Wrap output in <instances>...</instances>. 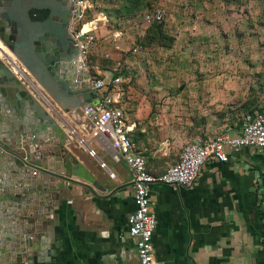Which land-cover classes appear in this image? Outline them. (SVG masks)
I'll use <instances>...</instances> for the list:
<instances>
[{
    "label": "crops",
    "instance_id": "0c3cea01",
    "mask_svg": "<svg viewBox=\"0 0 264 264\" xmlns=\"http://www.w3.org/2000/svg\"><path fill=\"white\" fill-rule=\"evenodd\" d=\"M124 113L134 126L130 131L133 150L144 157L146 169L153 174L175 163L182 146L195 141V133L188 128L155 126L161 122L154 119L152 126L140 125L138 114L129 119ZM207 121L214 124L213 117ZM71 126L78 132L77 126ZM222 126L231 135L241 128ZM219 127L215 122L208 130ZM88 140L98 158L90 156L85 146L72 152L94 176L98 188L87 182L90 187L73 184L62 190L57 204L51 194L45 203L48 207H42L49 214L37 224L34 243L19 256L8 254L0 264H137L135 239L127 225L134 209L130 170L124 161L114 162L95 140ZM149 197L157 221L153 255L159 264H264V150L245 147L231 153L227 162L207 161L191 186L154 183ZM8 204L5 201L4 210L0 209V230L14 237L27 220L1 215L13 210ZM33 206L24 209L35 214Z\"/></svg>",
    "mask_w": 264,
    "mask_h": 264
},
{
    "label": "rangeland",
    "instance_id": "374dc122",
    "mask_svg": "<svg viewBox=\"0 0 264 264\" xmlns=\"http://www.w3.org/2000/svg\"><path fill=\"white\" fill-rule=\"evenodd\" d=\"M85 1V20L96 24L87 69L96 76L120 78L114 89L129 119L138 114L140 125L152 126L154 119L161 122L155 126L188 128L196 135L193 140H200L227 132L222 123L241 127L247 113L264 109V0ZM158 6L166 10L165 20L147 23L144 14ZM12 57L64 120L77 126V134L93 136L89 122L81 126L80 114L63 112ZM211 117V125L218 122L220 127L210 132ZM78 141L68 145L75 153L84 147ZM121 168L126 173L124 163Z\"/></svg>",
    "mask_w": 264,
    "mask_h": 264
},
{
    "label": "water",
    "instance_id": "95a60500",
    "mask_svg": "<svg viewBox=\"0 0 264 264\" xmlns=\"http://www.w3.org/2000/svg\"><path fill=\"white\" fill-rule=\"evenodd\" d=\"M72 8L70 0H0V42L71 117L81 115L86 103L98 101L69 31ZM17 68L0 46V209L9 201L13 210L1 215L27 220L20 221L25 226L14 237L0 230V262L34 243L37 224L49 214L42 207H48L51 194L57 204L62 190L73 184L98 188L68 147L72 126L61 124L57 111V118L52 115L43 104H48L45 96L34 85L26 86L15 74ZM29 205L35 214L24 209Z\"/></svg>",
    "mask_w": 264,
    "mask_h": 264
},
{
    "label": "built area",
    "instance_id": "2783aa9c",
    "mask_svg": "<svg viewBox=\"0 0 264 264\" xmlns=\"http://www.w3.org/2000/svg\"><path fill=\"white\" fill-rule=\"evenodd\" d=\"M70 1L73 3V16L69 31L78 49V60L82 62L83 68L88 72L91 87L96 89L98 94L96 103H86L81 107L83 122L80 125L89 122L93 128V136L90 138L109 152L114 162L122 160L128 166L132 176L134 209L127 217V225L129 235L135 239L137 264H159L154 258L152 247V235L157 221L151 209L150 186L154 183H160L189 187L196 180L201 167L207 161L227 162L230 160L231 153H237L245 147L255 148L259 152L263 151L264 109H255L253 112L247 113L244 116L239 133L231 135L223 132L206 139L187 142L182 146L179 159L175 163L169 165L161 173L153 174L149 172L146 169L144 157L133 150L130 131L133 130L134 126L125 117L123 108L119 105L118 91L114 89L120 78L108 79L107 76H96L87 69V56L90 49L96 44V37L93 34L96 28L95 21L85 20L87 2L85 0ZM143 18L147 23L159 24L165 20L166 10L158 6L145 13ZM88 22L91 23L90 29L83 30L84 23ZM7 53L9 54V52ZM9 57L16 64L11 54H9ZM16 66L18 68L14 69V72L23 83L26 86H35L27 74L19 69L18 64ZM45 98L48 101V104L43 102L46 108L54 114L55 111L60 113L50 99L47 96ZM60 122L61 124L65 123L64 118ZM68 134L72 135L69 129ZM73 134L77 136L79 144L87 148L90 156L98 158L95 150L89 146L88 139L78 136L74 128ZM99 161L100 166L105 167V163ZM109 175L112 176L113 172L109 171Z\"/></svg>",
    "mask_w": 264,
    "mask_h": 264
},
{
    "label": "flooded vegetation",
    "instance_id": "af4514ba",
    "mask_svg": "<svg viewBox=\"0 0 264 264\" xmlns=\"http://www.w3.org/2000/svg\"><path fill=\"white\" fill-rule=\"evenodd\" d=\"M72 16H73V8L71 9V11L69 13V19H70L69 27H70V24H71Z\"/></svg>",
    "mask_w": 264,
    "mask_h": 264
},
{
    "label": "bare ground",
    "instance_id": "6f19581e",
    "mask_svg": "<svg viewBox=\"0 0 264 264\" xmlns=\"http://www.w3.org/2000/svg\"><path fill=\"white\" fill-rule=\"evenodd\" d=\"M88 23H90V22H88ZM87 23H84V26H83V30H84V27H85V25H86ZM0 45H1V43H0ZM2 46V45H1ZM3 47V46H2ZM11 56H12V53H11ZM13 58V57H12ZM14 59V58H13Z\"/></svg>",
    "mask_w": 264,
    "mask_h": 264
},
{
    "label": "trees",
    "instance_id": "16d2710c",
    "mask_svg": "<svg viewBox=\"0 0 264 264\" xmlns=\"http://www.w3.org/2000/svg\"><path fill=\"white\" fill-rule=\"evenodd\" d=\"M251 112H253V110H252V111H250L249 113H251Z\"/></svg>",
    "mask_w": 264,
    "mask_h": 264
}]
</instances>
